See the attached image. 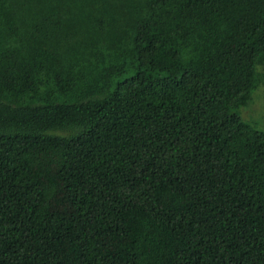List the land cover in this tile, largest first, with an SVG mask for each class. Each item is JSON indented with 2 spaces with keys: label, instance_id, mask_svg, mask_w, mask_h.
<instances>
[{
  "label": "trees",
  "instance_id": "trees-1",
  "mask_svg": "<svg viewBox=\"0 0 264 264\" xmlns=\"http://www.w3.org/2000/svg\"><path fill=\"white\" fill-rule=\"evenodd\" d=\"M264 0H0V264H264Z\"/></svg>",
  "mask_w": 264,
  "mask_h": 264
},
{
  "label": "rangeland",
  "instance_id": "rangeland-1",
  "mask_svg": "<svg viewBox=\"0 0 264 264\" xmlns=\"http://www.w3.org/2000/svg\"><path fill=\"white\" fill-rule=\"evenodd\" d=\"M237 112L245 123L264 133V83L253 93L252 102Z\"/></svg>",
  "mask_w": 264,
  "mask_h": 264
}]
</instances>
